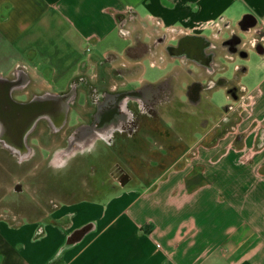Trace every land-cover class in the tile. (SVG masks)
I'll return each mask as SVG.
<instances>
[{"label":"crops","instance_id":"obj_1","mask_svg":"<svg viewBox=\"0 0 264 264\" xmlns=\"http://www.w3.org/2000/svg\"><path fill=\"white\" fill-rule=\"evenodd\" d=\"M231 29L245 43L215 58L238 85L216 89L239 108L226 138L175 144L167 157L154 141L127 144L153 150L136 174L144 184L129 174L32 219L0 214V264H264V0H0V74L44 61L35 77L69 84L83 65L124 59L137 41L184 31L220 41ZM162 57L149 59L164 67Z\"/></svg>","mask_w":264,"mask_h":264},{"label":"flooded vegetation","instance_id":"obj_2","mask_svg":"<svg viewBox=\"0 0 264 264\" xmlns=\"http://www.w3.org/2000/svg\"><path fill=\"white\" fill-rule=\"evenodd\" d=\"M244 43L232 29L220 41L197 31L181 32L168 41L165 36L156 37L150 43L137 41L127 49L124 59L112 54L99 60V71L93 77L81 73L70 81L67 89L51 90L58 93L71 87L76 90L74 99L68 103L66 121L62 126H52L46 118L40 117L22 139V117L16 115L11 124L0 118V133L19 148L23 143L27 145L28 150L7 149L19 165L40 159L55 164L82 163L112 156L114 175L111 186L114 182L126 183L129 172L120 163L124 147L137 141L143 142L140 133L145 130V119L158 120L163 114L170 115V110H174L171 109L173 104L178 103L176 110L180 111L178 127L186 123L183 132L175 139L180 147L200 141L213 143L226 138L232 131L240 120L239 108L230 100L216 107L211 100L219 86L226 87L230 94H236L238 85L233 75L229 78L218 72L220 64L215 58L221 49L237 50ZM159 50L164 55V66L169 67L157 79L147 80L142 77L143 60L157 56ZM239 50L244 52L243 48ZM9 77L17 86L12 93L15 99L32 101L38 95L45 96L40 97L38 102L40 105H51L50 119L57 120L54 107H58L60 102L48 98L50 90L29 89L33 79L20 87L22 78L12 74ZM198 115H201L199 119ZM170 121L165 120V125L170 126ZM143 134L147 141H155L160 146L155 151L156 155H168L175 146L167 139H155L147 132ZM195 152L193 148L184 153L194 156ZM139 163L146 166L145 161ZM14 187L21 188L20 182H16Z\"/></svg>","mask_w":264,"mask_h":264},{"label":"rangeland","instance_id":"obj_3","mask_svg":"<svg viewBox=\"0 0 264 264\" xmlns=\"http://www.w3.org/2000/svg\"><path fill=\"white\" fill-rule=\"evenodd\" d=\"M90 51V48L86 51L83 49L80 53L83 56L85 54H91ZM28 63L31 67H24L29 70L33 77V84L29 89L33 91H42L45 89L60 91L61 89L68 88V80L64 77L60 78L59 82L57 81L55 84L52 82L53 85L51 82L40 80L35 77L37 74L36 72L44 73L46 62L43 61L42 65L37 64V60ZM168 67V65L164 67L152 65L150 59L143 60L142 77L147 80H155L163 75ZM4 68L5 67H0V70L7 69ZM77 69L78 68H76L75 71ZM98 71L99 65L96 62L81 67V73H86L90 75V77H93ZM51 78L52 77H48L49 80H51ZM225 100V95L221 90L215 91L212 94V101L215 103L217 102L222 105ZM177 107L178 103L173 104L171 109L174 110H170L171 114H163L158 120L145 119V122L143 123V129L145 130H141L140 133L145 146L149 142L145 139L143 134L146 132L152 135L155 139L159 138L161 140V138H164L167 139L169 143L177 144L175 141L176 137L179 136L177 134L183 132L186 124L184 122L183 127H178V112L180 111L176 110ZM200 116L201 115L197 116L198 119ZM168 119L171 121L174 120L173 122L170 121V126L165 125V120ZM165 132L167 133L166 135ZM146 149L147 148L144 146L140 150L135 148H125L121 156L122 158L120 159V163L126 167L129 174H135L134 181H136L135 183L137 185H142L146 181V176L141 178L136 175L138 172V174H142L146 171V167L139 163L140 161L138 162L139 159L142 161H148V158H150L151 151L153 150L148 151ZM180 151V155H173V157L175 156L177 158L181 156L182 160H185L187 157L189 158L190 156H193L192 153L185 154V150L183 149H180ZM164 156L167 157L166 155ZM96 160L82 163L73 162L55 164L41 161L40 159L19 165L6 148L4 149L3 147H0V214H3L4 216L18 214L32 219L49 211L53 204L58 201L87 197L92 188H100L102 187L101 185L109 188L110 183L113 182L114 174L112 171L114 157L108 156L102 157L98 161ZM177 164L175 163L173 165V169L177 168ZM170 169H172V167ZM16 182H20L21 188L15 189L14 184ZM94 196L98 199L102 198L101 193L94 194Z\"/></svg>","mask_w":264,"mask_h":264},{"label":"water","instance_id":"obj_4","mask_svg":"<svg viewBox=\"0 0 264 264\" xmlns=\"http://www.w3.org/2000/svg\"><path fill=\"white\" fill-rule=\"evenodd\" d=\"M12 76L22 78L20 87H24L30 80L29 73L23 67H17L12 72ZM17 86L15 85V81L12 77L4 76L0 74V118L6 119L10 124L13 121V118L16 115H20L22 117V133L21 138L24 139L27 134L34 128L37 120L41 118H46L52 126L60 127L66 121V113L69 108V102H71L74 97L76 90L71 87L68 91L63 93L58 92H47L48 98L52 101H58L60 104L58 107H54L56 111V115H58L57 120H51V105H40L38 102L39 98H44L45 96L38 95L32 101H20L13 97V90ZM0 144L3 148H6L11 151H18L19 149H26L28 147L26 144L19 148L16 145H13L8 141L6 136H3L0 133Z\"/></svg>","mask_w":264,"mask_h":264}]
</instances>
